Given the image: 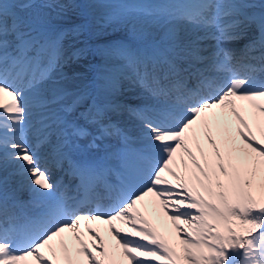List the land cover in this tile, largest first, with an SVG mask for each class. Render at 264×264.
<instances>
[{"label": "snow or ice", "instance_id": "1", "mask_svg": "<svg viewBox=\"0 0 264 264\" xmlns=\"http://www.w3.org/2000/svg\"><path fill=\"white\" fill-rule=\"evenodd\" d=\"M93 6L104 15L57 31L52 13L75 7L73 0H0V171L15 166L0 176V264H264V143L253 132L255 125L264 138V0L259 11L250 0ZM161 21L163 30L151 31ZM112 24L144 45L107 41L101 33ZM248 31L245 47L259 55L233 65L219 44ZM93 33L95 42L81 39ZM70 34L82 46L64 57ZM209 37L217 42L212 51L204 46ZM89 56L103 61L91 88L72 87L75 73L52 76ZM126 81L165 103L118 102ZM124 112L139 122L135 145L120 126ZM42 146L53 167L67 165L80 179L83 200L54 196ZM93 149L103 155L93 158ZM14 175L40 207L33 216L15 212ZM100 191L111 201L106 210ZM149 196L152 207L142 211L138 205ZM149 211L171 222L169 235L153 226Z\"/></svg>", "mask_w": 264, "mask_h": 264}, {"label": "bare ground", "instance_id": "2", "mask_svg": "<svg viewBox=\"0 0 264 264\" xmlns=\"http://www.w3.org/2000/svg\"><path fill=\"white\" fill-rule=\"evenodd\" d=\"M126 1L132 2L133 0H125L124 2H126ZM140 1L141 2H150V3H160V4L172 2V0H151V1L150 0H140ZM260 2H261V0H250V3H253V4L256 5V8H255L256 11L260 10L259 9ZM84 9L86 10L85 12H86L87 16L89 17V19H99V17L103 16L104 13H105L104 9L99 8V7H94L93 5L86 6V7H84ZM72 24H73V21H72L71 18H66L65 21L54 20V28L55 29L60 27L61 30L66 31ZM165 26H166L165 22L161 21L159 26L155 27V28H152L151 31H153V32H156L158 30L162 31ZM113 27L115 28L117 34H119L122 31L121 35L124 36V37H129L128 39H131V40H142L139 35H133L126 27H124L122 25L114 24ZM178 27L183 28L184 31H186V32H187V30H189V31L191 30V28H190V26L188 24L181 23V24L178 25ZM217 34H219V33H217ZM200 35L203 36L204 33L201 32ZM116 37H119V35L116 36ZM221 42L219 44L220 48H223L224 50H231L232 54L233 55L235 54V45L231 44L230 48H226L225 45L227 43H229V42L228 41H221ZM216 43H217L216 40L211 39L209 37V38H207L204 41V46L205 45H210V47H213V46L216 45ZM81 46L82 45L78 42V40L76 38H74L72 35H70V37L68 38V41L66 42V45H65V49L66 50H65V53L63 54V56L67 57L68 55H70V53L75 48H78V47H81ZM209 49H210L209 51L214 50V48H209ZM255 56H258V54H255L253 57H255ZM95 57L96 56H89L86 59H82V60L75 61V62H69L68 64H63V61H61L62 64H63V67L54 69L53 73H52V76L53 77H57V76H59V74L61 72H63L65 74H67L69 77H72L73 74L75 73V74H78V76H77V78H75L71 82V86L72 87L91 88V84H92V81H93L96 73L103 70V68H102V65H103L102 64V60L99 59L98 57L97 58L99 60H96ZM123 87H124V84H123V86L121 88V91L123 90ZM5 101H7V97H5ZM120 120L122 121V123L125 124V118L123 116L120 117ZM253 129H254V131L256 133L257 139H261V142L264 143V138H261L260 133L257 130L255 125H253ZM128 133L133 138H138L139 137V134H136V133H133V132H128ZM106 143L111 145V143L109 141H106ZM41 148H42V150L46 149L43 146ZM42 150H40V152H41V154H40L41 161L45 162V163H48V164H51L50 159L44 155ZM94 152H95L94 149L91 150V155ZM100 153H101V151H97L96 154L100 155ZM14 170H15V166L14 165H9V167L7 169V172L0 171V176L11 174V173L14 172ZM51 178H52V181H53V177L52 176H51ZM62 182H63V180H61L58 183L57 182L54 183L57 186V189H59L60 191H65V189L69 188L70 183H71V185L73 184L71 181H67L66 184L63 185ZM9 185L10 186H14L18 190H22L21 195H23V196H26V197L30 196V195L33 196V194L28 190L27 183L26 182H22V178L20 176H18V175H14V176L11 177ZM149 197H151V196H149ZM16 199H19V198L16 197ZM147 201H148V203H150V205L147 204V206L148 207H152L153 198L151 197ZM139 207H141V210L144 211V208H143L142 205H139ZM149 209H151V208H149ZM148 218L152 221L153 226L156 227L158 231H161L162 234H164L166 236L169 235V233L171 232V222L167 221V218L165 216H163L161 214L159 216V219H157L155 217V215L151 211H149ZM162 224H167L168 225V232H164V230L162 228ZM117 227H121V225L118 222H117ZM101 231H103L105 239L106 240H110V237H109V235L107 233V226L106 225H103ZM53 243L57 244L58 240H54ZM110 243L112 245L115 244L114 241H111Z\"/></svg>", "mask_w": 264, "mask_h": 264}, {"label": "rangeland", "instance_id": "3", "mask_svg": "<svg viewBox=\"0 0 264 264\" xmlns=\"http://www.w3.org/2000/svg\"><path fill=\"white\" fill-rule=\"evenodd\" d=\"M68 2H69V0H61V3H63V4H67ZM73 2L75 4V7L65 8L63 12H60L59 10H57L56 12H53L52 16H53L54 20L65 21L66 18H71L74 25L80 24L83 22V20L86 17L89 19V17L87 16V14L85 12L86 10L84 9V7L94 5L97 2V0H73ZM113 25L114 24L106 25L104 27L101 34L103 35V37L105 39L106 38H114L118 35L119 36L121 35L122 31L119 34H117ZM118 38H120V37H118ZM88 39L91 42H95L96 35L93 33V34L88 36Z\"/></svg>", "mask_w": 264, "mask_h": 264}]
</instances>
